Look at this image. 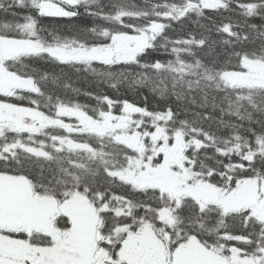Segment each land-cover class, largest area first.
I'll use <instances>...</instances> for the list:
<instances>
[{"label": "snow or ice", "instance_id": "obj_1", "mask_svg": "<svg viewBox=\"0 0 264 264\" xmlns=\"http://www.w3.org/2000/svg\"><path fill=\"white\" fill-rule=\"evenodd\" d=\"M0 12V264H264V0ZM82 14L70 35L41 23ZM72 74L165 106L48 90L81 94Z\"/></svg>", "mask_w": 264, "mask_h": 264}, {"label": "trees", "instance_id": "obj_2", "mask_svg": "<svg viewBox=\"0 0 264 264\" xmlns=\"http://www.w3.org/2000/svg\"><path fill=\"white\" fill-rule=\"evenodd\" d=\"M102 2L107 3L108 0H102ZM131 2L143 6L146 0H131ZM13 11L18 12L20 14H24L27 10L25 9H13ZM81 13H83V9H81ZM225 16H231L233 19H236L234 13H224ZM220 17H217L219 19ZM13 21L14 17L9 14H4L0 12V22L3 21ZM255 22H259L258 20ZM42 25L48 29L49 31H56L61 35H70L72 33L73 28H83L85 26H91L92 20L91 18L84 16L83 14L80 17L67 19V18H44L41 21ZM176 32L170 33V35H182L183 32L180 30L179 25H176ZM193 25L187 24L185 26L186 30L192 28ZM47 35V33H45ZM161 59L167 60L169 59L168 56H161ZM33 68L37 71H49V72H56L59 73L61 70L59 67H55L53 65L47 64L44 61H35L33 62ZM71 83L74 88L80 89L81 94L76 95L72 93L71 90H68L67 93L63 90L62 87L56 85H49L48 90L52 91L55 90L58 95L65 97V98H72L78 101L81 104H89L95 105V101L85 96L84 92H104L112 97H116L120 95L121 97L127 98L132 102L137 103L140 106H145V97H147V107L150 110H158L161 107H164V102L159 99V97L153 95L148 89H130L126 84L121 87L120 92L116 93L114 90L108 88L106 85H99L98 82L93 80L90 76H83V75H75L72 74L71 76ZM213 130H215V125H213ZM221 132H224L221 129Z\"/></svg>", "mask_w": 264, "mask_h": 264}]
</instances>
